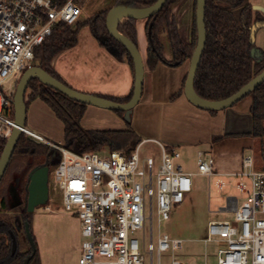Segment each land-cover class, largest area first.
I'll list each match as a JSON object with an SVG mask.
<instances>
[{"label": "built area", "instance_id": "obj_1", "mask_svg": "<svg viewBox=\"0 0 264 264\" xmlns=\"http://www.w3.org/2000/svg\"><path fill=\"white\" fill-rule=\"evenodd\" d=\"M82 13L79 0H0V138L8 139L14 128L12 98L4 84L32 66L35 51L58 24L73 27ZM22 131L59 153L53 181L64 210L80 220L78 264H161L163 253L182 249L180 239L153 236L154 219L169 220L172 205L183 203L192 191L193 174L184 171L178 150L159 145L158 158L143 155V141L130 155L116 150L105 157V151L78 153L26 127ZM195 165L198 174L215 173L209 153H199ZM235 186L247 197L229 208L234 221H210L203 242L216 244V264H264V170H252L251 159H245ZM170 264L211 263L172 257Z\"/></svg>", "mask_w": 264, "mask_h": 264}, {"label": "trees", "instance_id": "obj_2", "mask_svg": "<svg viewBox=\"0 0 264 264\" xmlns=\"http://www.w3.org/2000/svg\"><path fill=\"white\" fill-rule=\"evenodd\" d=\"M79 1L82 3L81 0ZM122 1L117 0L115 5L142 9L153 5L157 0H125L124 3ZM179 1L167 0L158 13L147 19V36L151 26L146 51L148 69H153L160 63L178 67L189 62L192 57L197 44L196 0H192L190 19H186L188 21L183 26L180 19L172 12ZM107 13L108 10L98 12L85 21L78 22L75 28L58 24L53 34L35 51L34 65L38 63L52 77L67 85L52 68V61L59 52L70 49L76 44L78 31L83 27H87L91 35L101 44L100 38L108 35L105 26ZM257 22H264V18L253 11L249 0H206V42L193 82L194 90L200 97L210 101L225 99L235 94L264 70V53L260 62L251 56L254 44L250 39V30ZM117 30L137 44L135 20L119 22ZM108 45L117 49L116 57L126 60L134 75L133 62L125 48L112 38H109ZM28 88L30 93L27 100L40 98L62 122L65 145L72 151L84 153L109 149L130 155L141 141L130 127L125 131L84 130L80 122L86 105L68 99L37 80H32ZM248 96L252 98L251 134L256 138H264V82ZM103 98L126 103L130 97ZM117 113L123 115L122 112L117 111ZM4 146L5 141L0 139V155ZM56 156L51 147L36 143L24 135L20 137L0 182V264L23 263L26 253L21 252V241L14 226L19 222H30V215L22 214L14 219L10 217L12 210H21L23 206L20 205L16 209L10 207L9 186L17 177L19 195L20 197L22 195L25 207L29 173L40 165H50L51 160L53 161ZM49 168L50 172L51 165ZM10 231L15 233L19 244L18 251L14 255L11 254ZM29 264H41L37 253Z\"/></svg>", "mask_w": 264, "mask_h": 264}, {"label": "crops", "instance_id": "obj_3", "mask_svg": "<svg viewBox=\"0 0 264 264\" xmlns=\"http://www.w3.org/2000/svg\"><path fill=\"white\" fill-rule=\"evenodd\" d=\"M116 1L108 0L100 12L114 7ZM249 2L253 11L264 18V0ZM146 23L147 20L135 21L137 47L145 71L142 95L132 110L130 121L126 122L124 114L121 116L117 111L87 105L81 127L91 131H125L130 127L144 143L151 141L166 149L178 150L183 169L182 159L187 154L192 153L196 161L199 153H209L214 160V175L230 179L229 183L235 180V185L245 159H251L252 170H264L261 168L264 167V138L251 134V96L215 113L192 105L183 92L189 62L178 67L160 63L153 69L147 68ZM254 47L264 53V28L257 30ZM51 66L76 91L115 99L132 96L134 75L127 61L111 54L91 35L89 29L88 35L83 39L77 38L76 44L54 59ZM27 96L26 128L53 143L63 142L62 122L40 98L28 101ZM184 171L191 173L186 169ZM218 181L217 187L222 189L225 183L221 179ZM236 203L235 197H228L226 208L221 210L230 211L229 208ZM40 261L46 264L41 255Z\"/></svg>", "mask_w": 264, "mask_h": 264}, {"label": "rangeland", "instance_id": "obj_4", "mask_svg": "<svg viewBox=\"0 0 264 264\" xmlns=\"http://www.w3.org/2000/svg\"><path fill=\"white\" fill-rule=\"evenodd\" d=\"M83 13L81 22L100 12L108 0H81ZM117 2V1H116ZM192 0H180L173 8V15L180 19L183 26L187 21V14L190 19ZM72 28H75L74 26ZM88 35V29L83 27L79 29L77 38L83 39ZM69 49L59 52L55 60L67 53ZM34 65V62L32 63ZM25 71V70H24ZM17 73L3 86V91L13 97L16 86L24 73ZM30 93L28 88L26 96ZM5 141L7 139L0 138ZM142 142V141H140ZM38 143V142H36ZM66 147L64 141L55 143ZM67 148V147H66ZM159 146L151 141L143 143L140 152L143 155H149L158 158ZM264 149V148H263ZM101 154L107 157L110 150L102 149ZM56 158L51 160V170L49 172V199L44 206L35 209L30 217L31 234L35 245L46 264H78L80 258V245L82 241L80 233V220L78 216L67 213L62 205V197L53 181L54 170L59 162L60 156L58 152ZM264 153V150H263ZM184 169L189 170L192 175V191L186 194L184 202L172 205L170 219L158 223L154 219L153 236L154 239L160 235H168L172 239H180L184 241L181 250L173 255L170 252L163 253L161 256V264H170L173 258L183 262L201 263L208 261L216 264V244L204 243L203 240L207 235V226L210 221L229 220L234 221L235 213L232 211H222L226 208L227 198L235 197L238 204H241L247 197L241 194L235 187V180L229 183L228 178H221L216 175H201L196 172L195 156L192 153L187 154L182 159ZM264 169V167H261ZM222 180L225 186L222 189L217 187L218 180ZM11 198L14 199L15 190L10 191ZM10 196L9 201H12ZM13 202V201H12ZM145 236L148 240L149 223L145 224ZM21 235V232H20ZM136 237H141L142 233H135Z\"/></svg>", "mask_w": 264, "mask_h": 264}, {"label": "water", "instance_id": "obj_5", "mask_svg": "<svg viewBox=\"0 0 264 264\" xmlns=\"http://www.w3.org/2000/svg\"><path fill=\"white\" fill-rule=\"evenodd\" d=\"M123 3L125 0L122 1ZM167 0H157L153 5L142 8L132 9L123 5H115L108 10L105 20V26L107 30L106 36L100 38L101 44L106 47L109 52L116 55L117 49L108 45L109 38H112L125 48L130 55L133 62L134 69V85L133 93L129 101L126 103H118L103 97H99L92 94L82 93L72 89L59 80L52 77L44 69H42L38 63L27 68L22 74L15 93L12 97V104L14 109V128L11 135L6 140L3 151L0 155V182L7 170L11 157L14 153L16 145L23 135L22 129L26 127L27 119V106H26V92L28 85L32 80L39 81L40 84L51 88L68 99L89 106H94L101 109L113 110L122 112L126 122L130 121L133 108L139 103L144 81V61L139 52L137 44H134L130 39L122 35L117 26L119 22L123 20H147L158 13L166 4ZM205 6L206 0H196V28H197V44L189 61V71L184 84V95L186 99L195 107L212 112L222 111L231 108L244 98L248 97L258 86L264 82V70L254 77L249 83L243 86L235 94L218 101H210L200 97L194 90L193 82L196 76L197 69L199 67L201 57L205 48L206 42V28H205ZM264 28V22H257L252 25L250 30V39L254 44L255 34L258 29ZM151 35V26L148 29V37ZM261 51H258L255 47L251 50V56L256 58L258 62L262 60ZM49 168L46 165L34 168L28 175V197H27V212L33 213L36 208L46 205L49 199ZM16 199V194L14 195ZM26 236L32 248V253L28 256L23 264H29L30 260L36 253V246L32 234L29 229V225L25 224ZM17 249V243L14 236H12V254Z\"/></svg>", "mask_w": 264, "mask_h": 264}, {"label": "flooded vegetation", "instance_id": "obj_6", "mask_svg": "<svg viewBox=\"0 0 264 264\" xmlns=\"http://www.w3.org/2000/svg\"><path fill=\"white\" fill-rule=\"evenodd\" d=\"M40 144H41V143H40ZM43 145H44V144H43ZM40 166H43V165H40ZM40 166H39V167H40ZM46 166H48V168L50 167V165H46ZM49 169H50V168H49ZM27 187H28V184H27ZM27 187H26V190H27ZM13 189L15 190L16 199H12V198H11V195H10V191L13 190ZM8 191H9L10 199H12V201H13V202H12V201H9L10 207H12L13 209H16V208H19L20 205L23 206V208H22L21 210H12V211L10 212V217H11L12 219H14V217H18V215L26 214V215H30V216H29V218H30L32 213H28V212H27V197H28V191H27V196L25 197L26 204H25V207H24V199H23L22 195H21V197H20V195H19V189H18V180H17V177L15 178V180L13 181V183L9 186ZM12 221H14V220H12ZM30 223H31V222L23 221V222H19L18 225H15V226H14V227H15V230H16L18 236H19V239H20V241H21V242H20L21 247H22L21 252H22V253H26V256H25V258L23 259V262H24V260H25L28 256H30L31 253H32V248H31V245H30V243H29V240H28V238H27V236H26V231H25V224H28V225H29V229L31 230V225H30ZM20 232H21V235H20ZM9 236H10V240H11V254H12V236H14L15 239H16L17 249H16L15 253H17V251H18V247H19V244H18L17 238H16V236H15V233H14L13 231H10ZM32 237H33V236H32ZM35 246H36V245H35ZM29 250H30V253H28ZM15 253H14V254H15ZM36 253L38 254L39 259H40V255H39V253H38V249H37V247H36ZM36 253H35V255H36ZM14 254H12V255H14ZM35 255H34V256H35ZM34 256H33V257H34ZM31 260H32V259H31ZM31 260H30V261H31ZM40 262H41V261H40ZM29 263H30V262H29ZM22 264H23V263H22Z\"/></svg>", "mask_w": 264, "mask_h": 264}]
</instances>
